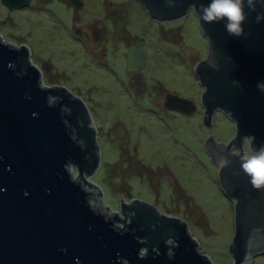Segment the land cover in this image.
Segmentation results:
<instances>
[{
    "label": "water",
    "instance_id": "obj_1",
    "mask_svg": "<svg viewBox=\"0 0 264 264\" xmlns=\"http://www.w3.org/2000/svg\"><path fill=\"white\" fill-rule=\"evenodd\" d=\"M28 1L2 0L11 9ZM140 1L151 18L160 21L195 11L208 37L209 51L213 47L222 55L221 71L203 64L196 69L206 87L208 115L217 109L230 114L236 125V136L228 143L230 151L236 142L243 154L245 137L255 138L249 143L253 152L264 146V91L258 87L264 84V19L257 20L264 15V0H255V10L245 3L247 19L241 37L228 34L226 21L209 24L201 19V5L211 0H175L174 7L166 6L165 0ZM20 54L0 41V264H212L186 223L170 220L171 224L151 230L142 216L130 221L124 213L121 218L110 209L101 189L89 179L98 165L91 167L87 158L96 140L86 108L71 105V124L77 127L81 115L85 120L78 133L83 136L82 147L59 110L48 106L49 91L39 87L37 73L28 69L18 74L21 70L15 63ZM142 56L131 50L129 67ZM242 78L251 82V88L239 85ZM167 100L170 109H195L192 102L176 95L169 94ZM64 103L70 105L67 100ZM228 159L231 163L221 167L219 182L235 202L230 253L234 264H246L249 259H264V190L251 185L239 156ZM135 200L127 203L121 198V208L138 205ZM125 226L127 232L117 230ZM144 226L146 230L141 231ZM246 229L258 244L257 250L244 246ZM171 237L176 246L167 244Z\"/></svg>",
    "mask_w": 264,
    "mask_h": 264
},
{
    "label": "rangeland",
    "instance_id": "obj_2",
    "mask_svg": "<svg viewBox=\"0 0 264 264\" xmlns=\"http://www.w3.org/2000/svg\"><path fill=\"white\" fill-rule=\"evenodd\" d=\"M141 10L140 6L131 5L130 29L137 33L143 31L142 36L150 41L155 37L153 33L156 34V24ZM103 15L99 11L80 14L83 19H101ZM59 16L65 24H71L70 15L66 11L62 10ZM11 18L15 27L11 24L13 22H9ZM179 24L183 27L186 45L182 53L184 59H187V66H181L180 55H175L171 64L161 55L159 72L146 71V76L152 86H165L170 92H178L198 102L201 86L192 67L206 54L208 41L195 12H190ZM53 27L45 13L20 10L9 14L0 3V37L7 43H17L20 36H25L37 54L42 53V57L48 58L47 51L53 45L50 42V30ZM68 37L66 30L55 31V49L58 50L60 46L59 50L67 54L58 53L52 60L73 76L79 66L87 63V59L77 52L78 47H74ZM173 37L177 38L176 33ZM155 46L168 50L164 44L158 43ZM171 48L177 51L175 46ZM70 52L73 54L70 55ZM119 58L123 59L122 53ZM151 61L155 62L154 59ZM118 67L120 82L115 76L109 75L106 78L105 72L101 70L90 74L85 71L83 75L81 71L77 73L108 89L92 94L94 101L100 104L95 106L97 113L94 114V121L99 131L98 145L102 158L99 169L89 179L101 189L104 202L121 218V198L127 203L135 199L148 202L159 212L183 220L193 238L200 242V251L211 258L212 264H234L230 245L235 235V207L219 183L217 169L208 157L203 140L214 135L218 142H227L235 135V123L221 113L216 115L214 125H204L198 113L190 117L173 112H169L168 116L161 114L160 117L149 114L144 109L149 107L147 102L150 101V93L139 97L141 102L135 104L121 83V80L126 82L124 65ZM74 80L79 81V78ZM164 95L162 93L158 96L159 101H164ZM118 116L131 132L132 143L138 144L139 157L154 169L159 166L170 168L174 175L165 168L159 173H150L126 167L121 162L115 167L112 165L119 160L120 154L111 140H108L106 132L110 120ZM113 141L117 142V139ZM245 152L253 153L248 143ZM246 264H264V259H249Z\"/></svg>",
    "mask_w": 264,
    "mask_h": 264
},
{
    "label": "flooded vegetation",
    "instance_id": "obj_3",
    "mask_svg": "<svg viewBox=\"0 0 264 264\" xmlns=\"http://www.w3.org/2000/svg\"><path fill=\"white\" fill-rule=\"evenodd\" d=\"M0 3L9 14L20 10L38 14L45 13L48 16V19H50L51 24L54 26L52 30H50L52 35L50 36V42L53 43V45L47 51L49 53L48 58L42 57V53L37 54L34 51L33 46L28 44L25 36H20V40L18 39L19 42L17 43H7V41H4V43L10 44L11 47L17 48V50L21 53L18 56V61L15 63V67L20 68L21 70V72H19L18 74L23 75L28 72V69H32L37 73L39 87L49 91L47 97L48 106L56 107L59 110L60 116L66 127L71 132L73 139L82 147H85V143L83 140V136L78 135V133L82 130V128H84L85 120L81 115L79 118H77V127L71 124L70 117L72 112H74L72 108L73 106L71 105L73 103L76 108H86L85 113H87L91 119L92 129L95 132L94 136L96 140L94 146H89L90 154L87 156V158L91 161V167L98 165L97 169H95L94 172H96L100 167L101 157L100 147L98 146L97 142L99 131L96 128L94 121V114L97 113L95 112L97 108L95 106H97L98 102L94 101L92 94L99 92L100 90L107 91L108 89H105L99 83H94L88 78H82L81 76H78L77 73H79V71H81L83 75L85 71L90 74L94 71L101 70L105 72L106 78H109V75H111L112 77L115 76L118 79L119 76L117 74V71L120 70L118 66L123 64L126 74V82L121 80V83L123 85L124 91L134 99L135 104L139 101L141 102L139 97L146 96L148 93H150V101L147 102L149 103V107L144 109L149 114H156L157 117H160L161 114L168 116L169 112H173L177 115L181 114L185 117H190L198 113L202 116L204 125L205 122H210L211 125H214L216 115L218 113H221L225 115L229 120L234 122L230 114L221 109L215 110L211 117L208 115L209 112L207 110V106L205 105L206 87L201 82L198 76L197 78L201 86V91L199 92L200 99L198 102H196L194 98L184 97L178 92H170L165 88V86H160L158 84L156 86H152L148 83L146 71L159 72L158 64H160L159 61L160 59H162L159 58L161 55L167 61H170L169 64H171L175 55H180L182 58V61L180 63L181 66H187V59H184L185 56L182 53V50H184L183 46L185 44V38L182 33L183 27L179 23L180 20L188 16L190 12H195L194 10H190L186 15L176 20L160 21L151 18L150 14L148 13V9L144 4L141 3L140 0H29L27 4H25L21 8L12 9L5 5L2 0H0ZM131 5H134L135 7L140 6V8L142 9L141 12L146 13L147 16H149L156 24V34L155 32L153 33L156 39L154 37L152 40L150 39V41H147L146 37L142 36L143 31L139 33L132 32V30L130 29L131 22L129 19ZM62 10L66 11L70 15V25L65 24L60 19L59 15ZM96 11L102 12L104 14L103 18L99 19L91 17L88 19H83V17L80 16L81 13ZM118 17L121 19H117ZM10 20L9 22H13L11 24L15 27V22L12 21V18ZM63 30L67 31L69 35L67 39L71 41L72 45L76 48L78 47L77 52L83 54L87 59V63L79 66L76 72H73V76L69 74V71L67 69L62 68L61 66H57L52 60L54 55H57L58 53H63V55L67 54L65 51L59 50L60 46H58L59 51L55 49V44L57 43V41H55V39L53 38L55 31ZM175 33L177 36L176 39H174L173 37ZM0 41L3 42L1 39ZM207 41L208 49L206 54L197 61L194 67H192V69L195 71V74L196 69L200 64L209 66V64L212 63L216 65V67L212 68L216 69L217 71H221L222 69V55L213 47L211 51H209L208 37ZM146 42L148 43V47H146ZM158 43L166 45L168 50H166V48H157L155 45H157ZM174 46L177 48V51H174L171 48ZM131 50H134L137 54L143 56L140 60H137L136 63H134L130 68L127 56L131 52ZM22 52H24V54H22ZM120 53H122L123 59L119 58ZM71 54L73 53L70 52V55ZM152 59H154L155 62L151 61ZM75 78H79V81H73V79ZM118 82H120V79H118ZM235 82L238 83V81ZM69 84L71 85V87H69ZM239 85L248 89L251 88V82L246 78L240 79ZM162 93H164L165 95L164 101L161 102L159 101V97ZM169 94L187 99L188 101L193 103L195 109L190 111V109L187 108L185 110L189 109V111H178L168 108L167 96ZM65 100H67L70 105L64 103ZM79 101L82 102H80L82 104L81 106H78L77 102ZM96 116H98V114H96ZM118 117H113L110 120L106 132L108 140H111L112 144H114L120 154L119 160L116 162L117 164L115 163L112 165H114L115 167V165H118L121 162L126 167L141 169L150 173H155L156 171L157 173H159L163 168L167 169L166 166H159L157 167V169H154L139 157L138 144L132 143L131 132L128 130L120 117ZM235 136L236 132L235 135L232 136L224 144H228ZM115 138L117 139V142L113 141ZM221 144L222 143L217 142L215 137L213 136H209L207 139L203 140V145L208 154V157L217 169L218 180L219 172L221 169L219 160L222 157L228 158V153H230L229 148L227 149V151L221 152L220 148L217 147V145ZM246 144L247 143L245 142L243 143L244 151ZM248 145L250 147L249 143ZM232 146H235L236 151L239 152V148L236 142H234ZM112 165L109 164L108 166ZM167 172L172 173L170 168L167 169ZM135 201H139L138 205L132 203V206L128 208H125L127 207L126 205L125 207H122V212L124 213V215H126V217L130 218V221L131 218L137 220L139 216H142L145 219V224L150 226L151 230H155L157 226L171 224L170 220H172L173 224L185 223L180 218L169 216L167 214L159 212L155 206L148 202L141 200ZM232 202L234 203L235 207V202L233 200ZM114 219L117 218L114 216ZM117 230H122L123 232L128 231L126 226L123 229ZM144 230H146L145 226L141 228V231ZM170 230L172 231L173 229L170 228ZM135 231L136 230H134V233ZM248 233L249 232H247V229L243 233L244 246L248 249V251L252 249L257 250L259 248L258 244L251 241L252 233ZM140 242L145 243V239H140ZM167 244L176 246V239L172 237L167 239ZM143 248L144 247H142V249ZM170 250L173 251V249Z\"/></svg>",
    "mask_w": 264,
    "mask_h": 264
},
{
    "label": "clouds",
    "instance_id": "obj_4",
    "mask_svg": "<svg viewBox=\"0 0 264 264\" xmlns=\"http://www.w3.org/2000/svg\"><path fill=\"white\" fill-rule=\"evenodd\" d=\"M245 3H247V7L255 10V0H211L206 6L201 5V19L209 24L226 21L225 28L229 35L244 36L243 25L247 19ZM165 4L168 7H174L175 0H165ZM261 19H264V15H258V22ZM209 67H216V65L210 63ZM258 87L261 88V91H264V84H260ZM254 139V137H245L244 142L251 143ZM228 146V144L217 145L221 152L227 151ZM228 155L239 156L240 167L244 174L250 178L251 185L257 190H264V146H261L259 150L254 151L252 154L247 152L240 154L236 151V147L232 146ZM230 163L231 161L227 157H222L219 160L221 167H227Z\"/></svg>",
    "mask_w": 264,
    "mask_h": 264
}]
</instances>
